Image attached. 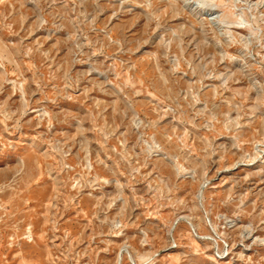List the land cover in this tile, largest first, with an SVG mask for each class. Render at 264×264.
Returning a JSON list of instances; mask_svg holds the SVG:
<instances>
[{
  "label": "rangeland",
  "instance_id": "1",
  "mask_svg": "<svg viewBox=\"0 0 264 264\" xmlns=\"http://www.w3.org/2000/svg\"><path fill=\"white\" fill-rule=\"evenodd\" d=\"M0 264H264V0H0Z\"/></svg>",
  "mask_w": 264,
  "mask_h": 264
}]
</instances>
